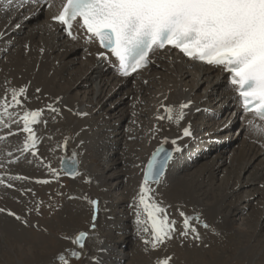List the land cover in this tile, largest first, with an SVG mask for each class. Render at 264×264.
<instances>
[{
    "label": "bare ground",
    "instance_id": "bare-ground-1",
    "mask_svg": "<svg viewBox=\"0 0 264 264\" xmlns=\"http://www.w3.org/2000/svg\"><path fill=\"white\" fill-rule=\"evenodd\" d=\"M40 12L42 16H44V19H46L43 24L44 29L43 30L41 29L42 32H40L39 34V38L41 40L43 39L41 48L37 49V46L32 44L31 43L32 39H30V41L27 42L28 45H26L27 50L25 52L24 59L22 58L21 60L20 58L18 59L16 58L13 61V58H11L12 55L11 54L7 55V56H10L9 61H8L9 64L7 67L8 71H7V74L3 75L2 83H5V81H10V85H8L10 87H19L24 84H30L29 89H28V94H27L30 99L29 101L25 102L26 107L28 109L44 108L46 104L52 102L56 97H61L62 101L58 105V107L60 108L62 115L56 116L55 113H51L45 110L43 114V119L47 121V125L45 126L43 123L42 125L50 133H56V134L63 132V130L67 128L69 129L73 128V129L78 130L79 135L81 137L78 140L80 145L79 144L78 145L79 147L81 146V148L83 149L81 153L86 156V153L89 152V150H95V149L102 147V149L104 148V151L102 152V155H104V158L102 159L103 162L100 165H103L104 167L107 166L108 168H116L117 167L116 163H114V159L116 157L114 156V154H116L117 152L116 151L117 140H114L113 144L108 145V143L105 141L107 137V134H106L107 127L104 126L103 129L102 127H100V129H102V132L100 129L99 131H96L97 124L103 125L102 121H103V116H105V114L102 115L100 119L101 121H98V123H96V120L93 119V114L91 115L90 113L91 109H87L85 104H87V106L89 105L97 106L98 102H95L93 97L96 96L99 91H103V89L101 88L104 87L105 84H108V87H106L105 90L110 89V91H112V89L115 86H118V82L115 83L112 81L110 69L104 70V65L102 64L101 60H96L93 56L88 57L89 53L93 51L91 47L84 46L83 44L79 42L76 44H72L70 41L67 42V44H69L67 51H69V53L71 51L73 52L75 51L77 53V52H80V50L82 49L83 53L80 52L81 54L80 57H83L82 55H86L87 58L82 60L81 58H79V56L77 57L75 53L73 52L70 53V56H67V57H71V56L72 57L69 58L68 60L69 62L74 63V66L71 68V71L73 68H75L74 69L75 72H77L79 69H82V70L78 72L77 74H74L71 77H69L68 79L70 82L66 81L67 83L65 84H62L61 82H59L58 81L59 76L55 77L53 73L50 72V70L52 71L54 69L51 64V57L49 55L48 49H52L54 45H52L49 48L48 44L49 43L54 44L57 41H58L57 43L59 42L61 43L63 40L60 39L61 38L60 33L57 32L56 29H53V26L51 25V23H49L47 15L52 12L51 9H48V10L44 8L38 9L37 13L33 15V17L30 20H33L37 16V14ZM29 13L30 12L26 14H29ZM22 19L23 18L20 17L17 11L7 12L4 10V7L0 5V33H3V35H0V55H3L4 53L8 51L9 44L14 41V39L17 37V34L21 32L23 27H26L27 22L22 24L21 23ZM17 24L20 25L19 28L16 27ZM11 38H13V40H11ZM64 41H67V40H64ZM42 48L44 49L43 52H41ZM47 50H48V53H47ZM165 58L168 59L166 62L169 65L167 63L164 64L163 62H161V64H163L166 67L177 69V73H176L177 83L173 86L164 87V88L161 87L154 93L153 99L156 100L155 105L153 106L154 118L161 116V115H163L165 118L163 120L158 119V118L150 119L146 123H140V126L142 125L141 129L131 130L129 132L130 135L132 134L135 135V138L137 139V141L135 143H131L128 146V150L135 152L137 149L143 147L144 142H146V140L150 139L151 137L158 138L160 141H162L161 143H164V138L167 137L168 138L167 144L172 146L174 149L176 147H179L181 149L179 152H176V151L173 152V160L169 163L165 176L162 178L159 185H156L153 187L155 189V193H154L155 198L158 201H162L164 205L169 206L167 209L168 214H173L171 211L175 205L178 206V209L181 206L182 208L180 207V209H182L184 212L186 211V207H189V206H194V209L199 210V212L201 211L202 212L201 221L203 222L206 221L207 223H210L213 226H215L217 230V234L219 236V238L211 239L212 241L209 244L211 247L213 246L212 244H216L218 242L219 244H221L224 242L223 243V245H225L223 246L224 248L221 247L222 253L227 252L229 251V249L234 247L240 252V254L243 257L245 258L250 257L252 260H255V261L259 260L264 256V253H263L264 244H261L260 238L259 239L256 238L252 242L251 237L252 235H254V232L257 230V228L260 229L262 226V221L264 219V195H261V192L255 189V187H253L252 185L256 183L259 185L264 184L263 183L264 182V146L263 147L260 146L259 142H257L258 138L252 135L250 131L247 129V127H245L243 123H241L240 135L241 134L243 135L241 142H243V139H246L245 143L243 142V144H245L246 147H244L243 152L236 155L235 159L237 163L240 164L241 171L248 170L251 158L254 157L256 159H259L258 161L259 171L255 178H251L250 176L247 175L241 179V175H240L241 173H240L239 175H234L233 179H234L235 184L233 187L228 188V187H224L223 185L225 184L228 186V183L231 180L230 176L225 177V179H223V177L220 178L222 184L220 185V182H219L216 186H214V183L212 182H213V179L216 177L218 171H220L219 165H217L215 168H211L208 172H203L201 171L202 169H198L197 170L198 172L192 171L191 173H188L187 175H183L184 172L188 170L190 166H193L199 160L197 157H195V155H193L194 150L191 149L190 147V145L193 144V141H195V143H197V146H198L197 149H195L196 151L200 148L204 150L206 145H210L209 143L206 144L208 141L207 138L216 137V135L215 136L214 135L205 136L206 133H210L211 131L218 132L221 128L225 127L226 125L229 127V125L233 124L232 121L236 122V120H234L235 118L233 119L232 117H227L225 122H223L222 124H220L219 122L213 121L214 120L213 118L211 119L207 118L209 120L207 121V119L205 120V114H201V113L198 114L199 121L193 122L191 121L193 118L192 112H196L197 109H200V112H201V109H204L205 107L206 109H214V110H217L218 112V110H221L220 109L221 106L224 107L223 110L221 111L226 112L228 111L230 107L234 106L233 93L230 90V88L227 87L225 80L219 70L212 69L210 67H203L201 64L186 61L184 59H181L179 63H176L178 58L171 57L169 54H167ZM189 66L191 67V69H187V70L191 72L192 80L194 81L195 84H198L199 78L202 80L204 79L203 82L204 81L207 82V80L213 79L216 85L213 87V89L208 91V93L212 94L213 91H216L218 89L220 91L219 94L216 96H212V98L211 97L209 98L207 97L208 93L205 92L204 95H201L202 97L194 99L196 95L194 93L191 94L188 88L184 85L186 84V82L184 81V78H183V72H185L186 68ZM97 80H99V82H97ZM121 83H120L121 84L120 89L123 88V86H126L125 82H121ZM151 83L152 82H149L148 84H151ZM89 85L91 86V97L87 98L88 102L87 103L77 102L76 97L78 93H80V90L83 88H86ZM211 86H213V84ZM3 87H5L4 84L2 85V88ZM36 88H40L42 89V91L40 93H36L35 91ZM202 89L207 90V87L205 86ZM73 90H75L74 91L75 93H72L71 95H69L71 91ZM1 92L2 90H0V95H2ZM37 97L39 98L37 99ZM188 100L192 101V105L188 110H186L187 115L185 116L184 120H182L179 124L175 123L174 120L169 121L167 119V114L164 112L163 108L161 107L162 104L178 105L180 102H186ZM218 103L220 104V106L217 105ZM65 105L67 107H64ZM78 112H86L88 113V115L80 116L76 114ZM53 116H56V118L53 119L52 118ZM189 123L191 124L192 132L195 126H201L204 128L205 126L206 127L210 126V124L211 125H214L215 123L216 124L214 127H211L207 132L198 134L200 136L197 137L196 139L194 138L191 139L189 136L184 137L182 134L183 128L187 126ZM38 126H36V129L38 128ZM15 128H16L15 125H13V130ZM38 129H41V127H39ZM5 130H8V129H5ZM6 134L7 133H0V136H6ZM42 134H43L42 135L43 139H39L40 142L38 144V155H36L37 158L39 159H35L33 155H31L30 153H25L21 155L20 152L15 151L16 147L21 143L23 139V134L8 137L7 140H0V161L4 163V167L0 168V176H2L5 180L4 184H0V208L6 209L5 204H7L8 206L10 203L9 199L12 200V198L15 199L16 201L18 200L17 202L19 201L21 202V199L19 197L17 198V195L15 194V192L12 191L13 189L11 190L7 188L8 184H11L12 181L16 180V179H13V177L23 176V175L24 177H26V175H29V177H32V179L36 177L34 175L26 174L24 172L17 173V172L10 171L11 173L8 174L7 171L13 170L11 167H13L14 165L17 166L18 165L17 163H23V165L26 168H28L29 166L39 167L38 162H40V160L42 159H45V160L47 159L48 146H51L49 145L48 142L50 141L51 143L53 141L51 140V138H49L44 133ZM118 134H120V132ZM233 136H234V133L232 134V138ZM16 137H17V141H15ZM217 137H221V136H219L218 134ZM172 139L177 140L176 145L171 144ZM259 139L264 144V138H259ZM15 144H17V146H15ZM213 145L215 146V152H216V155L214 157L215 159L221 158L222 153L230 152L231 154L234 151V149L233 150L229 149L227 151V149H224L223 146L218 147L216 143ZM41 146L45 149L42 148L40 150L39 147ZM8 152H11L12 155L9 156L7 154ZM189 156H192V159H189ZM12 157H19V159L13 162V159H11ZM146 158L143 157L142 159L143 165H144ZM95 161H93V165L97 162ZM116 162L125 163V160L119 157L118 159H116ZM244 162L246 163L245 165H244ZM227 163H228L227 166L229 167H232L234 165L231 158L228 159ZM221 164H225V163H221ZM96 165L100 166L99 163L98 164L96 163ZM232 171L238 172L235 169H232ZM225 175H229V174L227 173ZM105 178L106 177H104V175L102 174L97 176V179L99 180L100 183L101 181L105 180ZM20 180L22 181V179ZM256 180L258 181L255 182ZM23 183H28L27 179ZM240 188L243 189L245 196L241 195L236 200V202L229 203L228 199L231 198L233 195L237 194V192H239L240 190H242ZM97 190L93 189L92 191L85 192L86 194L85 197H87V199L85 197L83 199L82 197V200L84 201L86 200L85 202H89V203H90V200H93V199L98 200ZM255 193H258V195H261V197H263V201H262L263 203H261V206L259 207V212H257V215L256 214L253 215L254 216L252 220L253 222H251V220L248 221L250 218H252L251 217L252 215L249 214L247 218L244 217V220L246 219L245 223L248 226H250L249 228L254 230L251 236H249L250 232L247 231L246 228L237 227L236 223L234 222H235V219L236 220L238 219L239 221L242 220L241 215L244 214V210L248 208V206L251 204ZM73 201H76V200H73ZM126 202L127 201H125L124 199H119V198L117 199L115 203L110 202L109 206L110 207L112 206V209H109V212L106 215V218L104 221V224H107L108 227L112 223L115 224L116 227L114 225L113 231L115 230L114 232H117V233L123 232V235H122L123 238L122 236L119 238L118 236L115 237L114 234H111L109 236L108 234L100 236L95 243L96 244L95 249H94L95 253L93 254V256L97 257V261L93 262L91 260V258L93 257L92 256L91 258H89L88 264H108V263L111 264V262H108V261L111 260V256L115 248L117 247L116 244L119 243L121 239L125 240L126 238L131 236V233L127 230L128 225L125 224L123 221V219L126 217L125 210H124V205L126 204ZM23 205H25V203ZM27 205H30V203ZM78 208L80 207L78 206ZM92 209H93V206L90 208V210ZM12 210L20 216L24 215V208L22 206V203L13 206ZM31 214H32L31 217H33V213ZM75 214L77 215V213ZM84 214L85 213H83V215ZM98 216H99V213H98ZM87 217H88L87 223L89 225L92 223L91 222L92 217H89V216ZM70 218L74 224L75 222L79 220L77 216H74V217L71 216ZM2 227H3V221L2 219H0V241L1 242H3L4 240L3 238L5 235ZM198 230L201 236L200 241H196V240L191 241L190 237L185 239L187 242L190 241V246L193 248L190 249V251L188 250V252L186 251L187 253L180 255L179 259L182 260L183 264H190V263L197 264V262L199 264L200 262H202L204 254H208L207 256L208 261L211 258L213 261V259L216 257L212 255L210 248L205 247V249H209V250L203 249L205 239L208 238L207 237L208 232L206 233L205 231H202L201 229H198ZM233 230L237 231L238 234L240 233L241 236L237 237V235L236 236L232 235L231 233ZM83 231H91V228L83 229ZM44 236L43 234H39V237L35 241V243L37 245L38 244L41 245V243H43L42 239L43 240L44 238L46 239V237ZM169 243H173V242L170 240L167 242L166 245L162 246L159 250L151 251L152 255L156 257V260L157 258L168 256L171 253V251L172 252L174 251L173 249H175L176 253H179L178 252L179 250H177L174 246L171 250L170 249L171 247L169 246L172 244H169ZM61 246L62 245L54 244V247L52 248L53 251L51 252V254L55 255L59 251H61L64 248ZM85 248H87V246ZM42 252H43L42 250H37V254L39 256L42 254ZM44 253H48L47 249L44 250ZM260 256L262 257L260 258ZM156 260L153 261V264H155ZM258 264H264V257L263 259L258 261Z\"/></svg>",
    "mask_w": 264,
    "mask_h": 264
},
{
    "label": "snow or ice",
    "instance_id": "snow-or-ice-1",
    "mask_svg": "<svg viewBox=\"0 0 264 264\" xmlns=\"http://www.w3.org/2000/svg\"><path fill=\"white\" fill-rule=\"evenodd\" d=\"M11 2L7 0L8 4ZM44 3L47 7L52 6L50 0H44ZM51 19L58 22L72 40L80 38L74 31L75 27L85 30V42L98 41L105 50L96 54L97 59L110 62V56L115 57L118 71L125 77L147 67L153 62L151 55L167 46L178 49L192 60L223 67L229 73V83L235 89L243 111L252 117L247 120V129L258 138L257 142L264 138V0H66ZM8 85L10 81H5V91L0 95V129L9 131L6 136H0V140L23 134L15 151L36 156L40 142L36 126L47 125L43 119L45 110L56 116L62 115L58 107L62 98L56 97L44 108L28 109L25 102L30 99L27 95L30 84ZM35 91L40 93L42 89L36 88ZM191 105L192 101L188 100L178 105L162 104L161 107L169 121L179 124ZM76 114L88 115L86 112ZM157 118L163 120L165 117ZM13 125H16L14 130ZM182 134L184 137L192 135L190 123L183 128ZM167 142L165 137L164 143ZM171 144L176 145L177 140L172 139ZM67 145L66 139L60 147L67 150ZM180 150L179 147L174 149L176 152ZM7 154L12 155L11 152ZM172 160L173 151L166 150L162 143L144 166L143 180L134 198L137 234L145 244L146 252L159 250L177 236L182 238V244L190 234L193 240L200 241L197 225L210 227L206 221H201L199 213L189 215L180 210L182 224L177 228V221L168 214L169 206L155 198V189L151 185L161 182ZM77 163L75 152L61 160L63 170L73 177L77 175ZM3 167L4 163L0 161V168ZM49 168L54 176L58 175L57 169L50 165ZM13 179L28 177L15 176ZM37 182L49 183L48 180ZM4 183L0 176V184ZM90 203L93 206L91 231H94L99 201L93 199ZM36 210L39 211V205ZM5 211L0 208V212ZM7 214L28 224L16 212L8 210ZM91 231H79L74 237H63L74 247L58 253L56 259L59 264H70V258L77 261L84 258ZM173 258L171 255L157 258L155 264H172ZM91 260L96 262L97 257L93 256Z\"/></svg>",
    "mask_w": 264,
    "mask_h": 264
},
{
    "label": "rangeland",
    "instance_id": "rangeland-1",
    "mask_svg": "<svg viewBox=\"0 0 264 264\" xmlns=\"http://www.w3.org/2000/svg\"><path fill=\"white\" fill-rule=\"evenodd\" d=\"M38 15H42L41 12L38 13L37 16L33 19L35 20L34 22L26 23L27 24L26 27H23L24 29H22L21 32L17 34V37L14 39V41L9 44L8 51L10 53L6 52L4 55H0L2 56L0 58L1 60L0 62V90H2L1 92L2 94L5 91L4 90L5 87H3L4 89L2 88V85L3 84L5 85V83H2L3 82L2 77L3 75L7 74V71H8L7 67L9 64L8 61L10 57L7 55L11 54L12 55L11 58H13V61L16 58L17 59L20 58L21 60L22 58L24 59L25 52L27 50L26 45H28L27 42H29L30 39H32L31 43L37 46V49H40L42 46L43 39L41 40L39 38V34L40 32H42L41 29L42 30L44 29L43 24L46 19H44V16H43V19L40 17L38 18ZM11 40H13V38H11ZM56 43L48 44L49 48L52 45H54L52 49H48L49 55L51 57V64L54 69L52 71L50 70V72L53 73L55 77L59 76L58 81L61 82L62 84H65L67 83L66 81H69L68 79L69 77H71L74 74H77L82 69H79L77 72H75L74 71L75 68H73L71 71V68L74 66V63L69 62L68 60L72 56L71 57H67V56H70V53H72L73 51L69 53L67 49L62 50L61 43L60 42L57 44ZM48 50H47V53H48ZM73 53H75L76 56L78 57L77 54L79 52L76 53L74 51ZM161 68H164V71L157 70L158 72L156 71L153 75H151L153 76V80L151 81L152 82L151 84L147 85V87L144 86L138 89L137 88L138 85L135 86L136 88H133L131 87L130 84L126 83L125 87L120 89V87L118 88L117 86H115L112 89V91H110V89L105 90V88L108 87V84H105V86L101 88L103 89V91H99L98 94L93 97L95 102H98V105L97 106H93V105L87 106V104H85L87 109H91L90 113L91 115L93 114V119L96 120V123H98V121H101L100 119L102 115L105 114V116H103V121H102L103 125L97 124L96 131H99L100 127H102L103 129L104 126L107 127L108 129V125L114 122L116 114L118 115V118L121 119V121L116 120V123H114V125L112 126L114 130H109L107 132V134L109 133V135L107 136V139H105L108 145L113 144V141L117 140V149H116L117 152L116 154H114V156L116 157L114 159V163H116V166H117L116 168H108L107 166L104 167L103 165H100L102 164L103 162L102 159L104 158V155H102L104 148L102 149V147L95 149V150H89V152L86 153V156L83 155L81 153L83 149L81 148V146L79 147L80 143L78 142V140L81 137L79 135L78 130L73 129V128H70V129L67 128L63 130V132L56 134V133H50L42 124L38 126V128L41 127V129H38V128L36 129L39 139H43L42 133H44L49 138H51L53 142L51 143L50 141L48 142L49 145L51 146H48L47 159L40 160V162H38L39 167L29 166L28 168H26L23 165V163H17L18 164L17 166L14 165L13 167H11L13 170L7 171L8 174L11 172H17V173L24 172L26 174L34 175L36 177L32 179V177H29V175H26V177H28L27 179L28 183H23L24 181H26V179H22V181L20 179H16L11 182V185H13L12 187H7L11 190L13 189L12 191L15 192V194L17 195V198L19 197L21 199V202L20 201L17 202L18 200L16 201L13 198L12 200L9 199L10 200L9 205L7 206V204H5L6 211L0 212V219H2L3 221L2 229L4 230V234H5L3 238L4 239L3 242L0 241V264H59V261L56 259L58 253L63 252L65 249L72 248V246L74 247V245L71 243L70 240L64 239L63 237L65 236L74 237L79 231H83V229H86V228H91L92 223L88 225L87 216L92 217L93 213H92V210H90L92 206L89 202H85L86 200L85 201L82 200V197L84 199V197L86 196L85 192L92 191L93 189L95 190L98 189L97 197L99 201V205H98L99 216L97 220L95 221L97 226L95 228V231H91V234L86 241L87 248H85L84 258L80 259L79 261H77L74 258H70V264H88L89 258H91L93 254L95 253L94 251L95 246H96L95 243L100 236L107 235V234L109 236L111 234H114L115 237L118 236L119 238L123 235V232L117 233V232H114L115 230L113 231V227L115 224L112 223L109 225V227L107 224H104V221H105L106 215L109 212V209H112V206L110 207L109 203L110 202L115 203L118 198L124 199L125 201H127L126 204L124 205L126 217L123 219V221L125 224L128 225L127 230L131 233V236L126 238L125 240L121 239L119 243L116 244L117 247L115 248L111 256V260H109L108 262H111V264H153V261L156 260V257L152 255L151 253L152 250H149L148 252L144 250L146 246L142 242L141 237L137 234V225L135 222L136 221V215H135L136 208L133 205H134V198L137 197L138 192H139V186L141 184L140 171H141V167L143 166L142 159L143 157L145 158L148 157V155L155 149L156 145L160 144L162 141H160L156 137H151L150 139L146 140V142H144L143 147L137 149L135 152L128 150V146L131 143H135L137 141V139L135 138V135L133 134L130 135L129 132L131 130H139L141 129V126H142V125L140 126V123H146L150 119L157 118V117L154 118V113H153V106L155 105V102H156V100L153 99L154 93L161 87L163 88L169 87L177 83V78H176L177 69L176 68L166 67L163 64H161ZM165 69L167 70L165 71ZM158 74H160L161 77L159 79H154V75H158ZM183 78H184V81L186 82V84L184 85L188 88L191 94L194 93L196 95L194 99L202 97L201 95H204L205 92L208 93V91L213 89V87L216 85L213 79H209L207 80V82L205 81L203 82L204 79L202 80L200 78H199L198 84H195L194 81L192 80L191 72L190 71L187 72L186 70L185 72H183ZM97 82H99V80H97ZM212 84L213 86H211ZM205 86L207 87V90L202 89ZM74 91L75 90L71 91L69 95H71L72 93H75ZM219 92L220 91L217 89L216 91H213L212 94L208 93L207 97L212 98V96L218 95ZM138 95H140V97H138ZM122 96H126V98L122 99ZM90 97H91V86L89 85L86 88H83L80 90V93H78L76 99H77V102L87 103L88 102L87 98H90ZM217 105L220 106L219 103ZM196 112H200V111H196ZM192 115H193V118L191 121L193 122L199 121L198 115H196L195 112H192ZM207 121L209 120L207 119ZM215 124L214 125L210 124V126H207V127L205 126L204 128L201 126H195L194 129L198 127V129L201 130L200 133H204V132H207L211 127H214ZM136 125L138 126V128ZM102 129H100L101 132H102ZM7 131L9 130H6L3 133H8ZM118 131L120 132V134H118L119 133ZM115 133L118 136L113 138L112 135ZM218 134H216V136ZM198 136L199 135H197L196 137ZM242 136L243 135L241 134L239 138L234 140L236 141L235 143L238 144V147L231 154L230 152H225L221 154V158L215 159L214 157L216 155V152H214L215 155L212 157L211 160H206L205 162L203 161L200 162L198 160V162H196L193 166H190L189 169L186 170L183 175H187L188 173H191L192 171L198 172L197 171L198 169H202L201 171L203 172H208L211 168H215L217 165H219L220 171H218L216 177L213 179V182H212L214 183V186H216L219 182H220V185L222 184L220 178L223 177V179H225V177L230 176L231 180L228 183V186L225 184L223 185L224 187L231 188L235 184L234 179H233L234 175H239L240 173H241L240 174L241 179L247 175L250 176L251 178H255L259 171V167H258L259 159H256L254 157L251 158L247 171L246 170L241 171L240 164L237 163L235 159L236 155L243 152L244 147H246V145L243 144V142L245 143L246 139H243V142H241ZM63 139H68L74 145H76L79 151V158L81 160L79 174L71 179L67 177H60V172L58 169V160H59V156L61 155L60 143ZM15 141H17V137L15 138ZM15 146H17V144H15ZM39 148L41 150L43 147L41 146ZM33 157L35 159H39L37 158V156H33ZM119 157L123 158L125 160V163L116 162V159H118ZM230 158L234 163L232 167L227 166L228 165L227 161ZM189 159H192V156H189ZM93 161H95L97 164L99 163L100 166H97L96 163L93 165ZM221 163H225L226 165L221 164ZM245 164L246 163L244 162V165ZM49 165L51 166V168L57 169V172H58L57 176H54L51 173ZM232 169H235L238 172H233ZM227 173L229 175H225ZM100 174L106 177L105 180L101 181V183L97 179V176ZM22 177H24V175ZM41 178H46L45 180H48L49 183H38L37 182L38 179H41ZM257 181L258 180H256L255 182ZM154 186H156V184L151 185V187H154ZM252 186L255 187V189L259 190L261 192V195H264V184L259 185L256 183ZM28 190H31V191H28ZM241 195L245 196L243 189L237 192V194L233 195L231 198H229L228 202L229 203L236 202V200ZM261 195H258V193H255L251 204L248 206V208L244 210V214L241 215L242 220L239 221L238 219L237 220L235 219V222H234L236 223L237 227L246 228L247 231L250 232L249 236H251L254 230L249 228L250 226H248L245 223L246 219L244 220V217L247 218L249 214L252 215L251 216L252 218H250L248 221L251 220V222H253L252 221L254 218L253 215L254 214L257 215V212H259V207L261 206V203H263L262 202L263 197H261ZM73 200H76V201H73ZM82 201H84L85 203ZM20 203H22V206L24 208V215L21 217L28 221L27 225H25L19 220H16L14 217L6 213L8 212V210L13 211L12 207ZM24 203L25 205H23ZM26 203L27 204L30 203V205H27ZM37 205H39V211L36 210ZM78 206L80 208H78ZM175 206L172 208V211H171L173 214H169V215L171 218L175 219L176 221L178 220L177 227L179 228L181 227L180 224H182V218L179 212L182 209H180L181 206L179 207V209L177 205ZM192 208L194 209V206L186 207L185 213L186 214L188 213L189 215H192L194 213H199L200 215H202L201 211L200 213L199 210L194 209L195 210L194 211ZM31 213H33V217H31L32 216ZM75 213H77V215ZM83 213L85 214L83 215ZM71 216L72 217L77 216L79 218V220L77 221L78 223L75 222L74 224L70 218ZM142 219L146 221L147 217L142 216ZM208 224L210 225L209 228H204L202 224H198L197 227L198 229H201L202 231H205L206 233L208 232L207 233L208 238L205 239L203 249H205V247L210 248L212 255L216 257L215 258L213 257L214 258L213 261H212V258L209 259L208 261V257H207L208 254L203 253L204 255H203L202 262H200L199 264H258V261L263 259L264 256L263 257L260 256V258L261 257L262 258L256 261L252 260L250 257L245 258L234 247L229 249V251L222 253L221 249L224 248L223 246H225L223 245L224 242L221 244H219V242L216 244H212L213 246L211 247L209 245L212 241L211 239L219 238V236L217 234V230L215 226H213L210 223ZM148 226L150 227V225ZM39 234H43V236L46 234L44 236L46 237V239L45 238L44 240L42 239L43 241V243H41L42 246L39 244L37 245L35 243V241L39 237ZM231 234L235 236L237 235V237L241 236V234L240 233L238 234V232L235 230H233ZM190 235L189 237L192 241L193 240L192 235L191 236ZM251 238H252V242L254 239L260 238L261 244H264V219L262 221L261 228L260 229L257 228V230L254 232V235H252ZM181 239L182 238L177 236L176 239L171 240L173 243L175 242L174 244L169 243V244H172L169 246L171 247L170 248L171 250L174 246L177 250H179L178 251L179 253L181 252L180 254L176 253L175 249H173L174 250L173 252L171 251L169 255L174 257L172 260V264H183L182 260L179 259L180 255L187 253L188 250L190 251V249L193 248L190 246V241L187 242L186 240H184L182 244L180 241ZM54 244L62 245L61 247H64V248L61 251H59L57 254L52 255L51 252L53 251L52 248L54 247ZM205 244H207L208 246ZM14 246H16L17 248ZM45 249H47L48 253H44ZM37 250H42L43 251L42 254L44 255L41 254L39 256L37 254ZM205 250H209V249H205ZM190 264H194V263H190Z\"/></svg>",
    "mask_w": 264,
    "mask_h": 264
},
{
    "label": "water",
    "instance_id": "water-1",
    "mask_svg": "<svg viewBox=\"0 0 264 264\" xmlns=\"http://www.w3.org/2000/svg\"><path fill=\"white\" fill-rule=\"evenodd\" d=\"M64 142V141H63ZM63 142H62V144H63ZM61 144V145H62ZM61 150H62V156H61V159H60V162H59V167H60V170L64 173V174H66V175H68L64 170H63V168H62V166H61V160L63 159V158H65V157H69V156H71V154L73 153V152H75L76 153V160H77V165H76V167H77V172H78V170H79V159H78V157H77V152H76V149L72 146V145H70L69 143H68V145H67V150H65L64 148H62L61 147ZM167 150V149H166ZM68 176H70V175H68ZM70 177H73V176H70Z\"/></svg>",
    "mask_w": 264,
    "mask_h": 264
}]
</instances>
